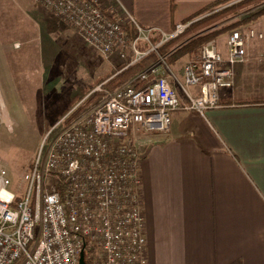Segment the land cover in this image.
Segmentation results:
<instances>
[{
    "label": "built area",
    "instance_id": "obj_1",
    "mask_svg": "<svg viewBox=\"0 0 264 264\" xmlns=\"http://www.w3.org/2000/svg\"><path fill=\"white\" fill-rule=\"evenodd\" d=\"M37 1L72 23L84 42L106 58L127 39L126 22L107 15L97 1ZM197 20L178 23L155 45L146 35L147 51L138 50L135 41L127 66L180 37ZM260 38L263 34L253 29L233 31L226 55L214 40L207 42L199 57L184 66L180 79L173 73L166 76V59L160 57L73 117L76 107L46 135L16 189L0 163V264H80L82 251L86 264H147L143 156L132 136L168 132L177 110L204 116L221 107V91L234 89L248 40Z\"/></svg>",
    "mask_w": 264,
    "mask_h": 264
},
{
    "label": "crops",
    "instance_id": "obj_2",
    "mask_svg": "<svg viewBox=\"0 0 264 264\" xmlns=\"http://www.w3.org/2000/svg\"><path fill=\"white\" fill-rule=\"evenodd\" d=\"M98 1L161 40L217 0ZM219 48L226 55V41ZM260 62L253 53L237 65L221 107L204 116L177 110L168 132L132 136L143 134L135 147L147 264H264V102L245 103L264 100Z\"/></svg>",
    "mask_w": 264,
    "mask_h": 264
},
{
    "label": "rangeland",
    "instance_id": "obj_3",
    "mask_svg": "<svg viewBox=\"0 0 264 264\" xmlns=\"http://www.w3.org/2000/svg\"><path fill=\"white\" fill-rule=\"evenodd\" d=\"M242 1L220 5L197 19L231 9ZM263 7L239 8L237 13L209 26L212 31H221L212 40L220 47L233 31L246 34L253 29L262 33L263 38L248 40L243 62L255 53L256 59L264 64L261 58L264 57V15L252 18ZM114 19L130 22L123 16ZM80 35L72 23L37 0H0V163L9 171L12 189L20 186L46 135L64 112L79 108L92 93L100 95L97 101L102 99L107 91L104 84L110 78L107 77L133 58L132 45L127 39L106 58ZM146 35L140 32L144 44ZM202 47L195 56L184 54L172 63L166 60V76L173 73L180 79L184 66L199 57ZM99 87L102 90H97ZM1 102L8 121L3 117ZM138 136L143 134L132 138L135 145L140 140Z\"/></svg>",
    "mask_w": 264,
    "mask_h": 264
},
{
    "label": "trees",
    "instance_id": "obj_4",
    "mask_svg": "<svg viewBox=\"0 0 264 264\" xmlns=\"http://www.w3.org/2000/svg\"><path fill=\"white\" fill-rule=\"evenodd\" d=\"M231 1L233 0H217L213 3L205 5L201 10H199L198 12L194 13L193 15L185 19L184 22L185 23L191 22L199 18L203 14H207V13H211L212 11H215L220 5H224ZM252 5L253 6H261V5L264 6V0H244L240 2L239 5L233 6V8L231 9L222 10L220 12H215L213 14H210L208 16H205L199 19L198 21L193 22L188 27V29L185 31L183 35H181L177 39H172L162 44L161 46L158 47L156 51L150 52L140 62L133 64V65H129V66H127L128 63H125L124 65L119 67L117 70L113 71L107 77V78L109 77L110 78L104 84L105 88L107 89V91H114L115 89L124 85L128 81H131L132 79L136 78L146 67L157 62L160 57H164L167 60V62L172 63L174 59L180 56H183L184 54H190L191 56L197 55L199 53L200 46H203L205 43L211 41L218 34L221 33V31H218V30L212 31L211 28H209V26L216 24L218 21H220L223 18H226L231 13L233 14L237 13L239 8L241 9L243 7L252 6ZM261 15H264V7L262 8L261 11H259L252 18H255L256 16L257 17L261 16ZM123 31L125 32L127 36V40L131 43V45L136 41V46L138 50L147 51L150 48L148 43L145 42L144 44L139 39L140 32L134 23L132 22L126 23L124 25ZM184 40H187V42L184 43ZM160 41L161 40L157 38L150 39V42L153 45L159 43ZM132 56H133V53H132ZM99 96H100L99 94L92 93V95H90L87 98L84 104H82L76 110L73 117H76L81 112H83L87 106H90L91 104L95 103L98 100ZM263 102L264 100H260V99H253L250 101H245L246 104H259ZM67 112H69V110ZM67 112L65 111L64 115H66Z\"/></svg>",
    "mask_w": 264,
    "mask_h": 264
},
{
    "label": "bare ground",
    "instance_id": "obj_5",
    "mask_svg": "<svg viewBox=\"0 0 264 264\" xmlns=\"http://www.w3.org/2000/svg\"><path fill=\"white\" fill-rule=\"evenodd\" d=\"M1 106H2V108H3V117H4V119L5 120H7L8 121V117H7V114H6V111H5V106H4V103L3 102H1Z\"/></svg>",
    "mask_w": 264,
    "mask_h": 264
},
{
    "label": "water",
    "instance_id": "obj_6",
    "mask_svg": "<svg viewBox=\"0 0 264 264\" xmlns=\"http://www.w3.org/2000/svg\"><path fill=\"white\" fill-rule=\"evenodd\" d=\"M80 264H86L84 251L81 252Z\"/></svg>",
    "mask_w": 264,
    "mask_h": 264
}]
</instances>
